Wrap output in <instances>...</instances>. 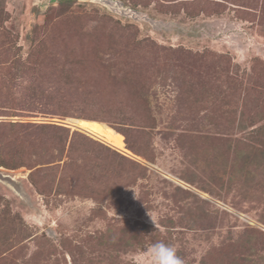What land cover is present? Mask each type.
Masks as SVG:
<instances>
[{"label": "rangeland", "instance_id": "374dc122", "mask_svg": "<svg viewBox=\"0 0 264 264\" xmlns=\"http://www.w3.org/2000/svg\"><path fill=\"white\" fill-rule=\"evenodd\" d=\"M118 1L154 24L0 0V146L29 160L0 167L19 185L0 182V264H141L157 241L183 264H264V172H236L240 122L264 125V0ZM11 123L85 133L136 165L64 169L52 136Z\"/></svg>", "mask_w": 264, "mask_h": 264}, {"label": "trees", "instance_id": "16d2710c", "mask_svg": "<svg viewBox=\"0 0 264 264\" xmlns=\"http://www.w3.org/2000/svg\"><path fill=\"white\" fill-rule=\"evenodd\" d=\"M10 44H4L0 48L4 53H7L8 47ZM6 55V54H5ZM14 69L18 67L14 64ZM17 112H11V116L15 115ZM78 119L97 121L94 116H87L85 118L79 116ZM99 122V121H97ZM248 121L242 119L240 122V128L243 132L248 133L247 138H245L244 143L247 146L246 155L244 160L240 162V167L237 169V180L248 179L252 175V171L256 168L263 169L264 172V125L254 128L252 124L247 123ZM109 125L113 126L117 133L125 137V143L128 144V138L131 137L132 130L129 126L123 123L116 122L114 119H109L107 122ZM14 128L17 125H20V128L26 129L27 132L23 133L24 139H32V143L35 142L34 132H39V134H44L47 136H52L55 143L62 147L61 155L63 153L68 154V161L64 163V169H70L71 166L77 167L82 166L86 161V168L90 171H125L127 168H131V165H136L130 158L122 155L117 150L106 145L105 143L93 139L86 135L85 133L79 131L71 132L69 128L62 126H46V125H37V124H10ZM251 130H250V129ZM35 130V131H34ZM17 140L20 143L21 135L20 132H17ZM39 139V138H38ZM40 140V139H39ZM126 144V145H127ZM20 144L13 146H0V167L9 168L7 164L9 161L13 162V167H21L25 165L29 160L27 159L25 153L19 147ZM132 149H135L134 147ZM138 165V164H137ZM252 168V169H251ZM42 173V172H41ZM31 176H34L33 174ZM232 180L230 181V183ZM180 188H177L179 190ZM255 189V188H254Z\"/></svg>", "mask_w": 264, "mask_h": 264}, {"label": "water", "instance_id": "95a60500", "mask_svg": "<svg viewBox=\"0 0 264 264\" xmlns=\"http://www.w3.org/2000/svg\"><path fill=\"white\" fill-rule=\"evenodd\" d=\"M45 1L47 3H52V4L66 3V2L95 3L104 6L108 8L110 11L115 12L117 14L138 20H144L154 24L153 20L149 19L147 16L143 15L142 13L137 12L136 10L125 7L124 4L118 0H45ZM0 182L12 186L14 189H16L19 192L18 182L10 175L4 174L1 169H0Z\"/></svg>", "mask_w": 264, "mask_h": 264}, {"label": "clouds", "instance_id": "9594fccd", "mask_svg": "<svg viewBox=\"0 0 264 264\" xmlns=\"http://www.w3.org/2000/svg\"><path fill=\"white\" fill-rule=\"evenodd\" d=\"M145 253L146 256L142 259L141 264H143V260H146L147 264H183V260L177 255L176 248L162 241L153 243L145 249Z\"/></svg>", "mask_w": 264, "mask_h": 264}]
</instances>
